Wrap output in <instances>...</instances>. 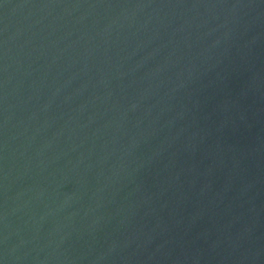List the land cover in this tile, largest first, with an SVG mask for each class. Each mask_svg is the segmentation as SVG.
Instances as JSON below:
<instances>
[{
	"label": "water",
	"instance_id": "1",
	"mask_svg": "<svg viewBox=\"0 0 264 264\" xmlns=\"http://www.w3.org/2000/svg\"><path fill=\"white\" fill-rule=\"evenodd\" d=\"M0 264H264V0H0Z\"/></svg>",
	"mask_w": 264,
	"mask_h": 264
}]
</instances>
